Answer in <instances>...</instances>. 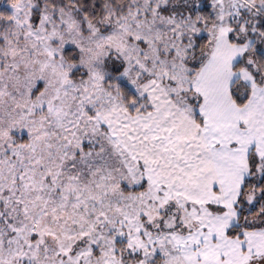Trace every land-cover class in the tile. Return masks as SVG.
<instances>
[{"label": "snow or ice", "instance_id": "snow-or-ice-1", "mask_svg": "<svg viewBox=\"0 0 264 264\" xmlns=\"http://www.w3.org/2000/svg\"><path fill=\"white\" fill-rule=\"evenodd\" d=\"M0 264H264V0H0Z\"/></svg>", "mask_w": 264, "mask_h": 264}]
</instances>
